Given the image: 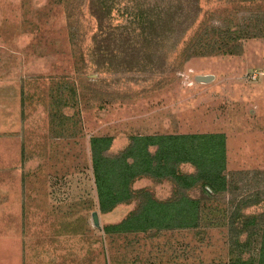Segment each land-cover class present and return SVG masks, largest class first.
<instances>
[{"label": "rangeland", "instance_id": "374dc122", "mask_svg": "<svg viewBox=\"0 0 264 264\" xmlns=\"http://www.w3.org/2000/svg\"><path fill=\"white\" fill-rule=\"evenodd\" d=\"M94 2L0 0V264H254L256 244L229 221L264 218V0H113V14L96 11L112 23L99 54ZM169 5L179 14L151 16L146 33L121 17ZM189 133L224 134L225 190L146 176L99 209L92 137H111L113 156L132 136ZM146 193L197 200V227L104 233Z\"/></svg>", "mask_w": 264, "mask_h": 264}, {"label": "trees", "instance_id": "16d2710c", "mask_svg": "<svg viewBox=\"0 0 264 264\" xmlns=\"http://www.w3.org/2000/svg\"><path fill=\"white\" fill-rule=\"evenodd\" d=\"M100 3L95 0L94 5ZM104 5V0L98 5L100 8L92 11L96 26L92 42L94 52L101 53L102 42L105 40V30L112 23L106 21L105 15L113 14L114 2ZM103 4V5H101ZM179 4V9L181 10ZM102 6V7H101ZM103 8V9H102ZM150 9V10H149ZM147 11L133 7L132 11H124L121 17L128 22H138L142 33L152 25L151 16L164 26L168 16L178 15V7L172 11L167 9L156 12L149 8ZM96 11L105 12L104 14ZM168 12L167 20L159 14ZM147 23V24H146ZM239 32V31H238ZM104 33V36L102 35ZM235 39H247L250 35L235 34ZM237 46V45H235ZM234 50H232L233 53ZM109 136H94L90 139L91 165L98 198V206L102 212H109L118 204L128 202L133 197L132 183L141 177L157 179H171L183 188H190L196 184L204 193L216 194L225 190L226 179L223 174L225 168V136L222 133H189V134H154L132 136L128 146L119 154L108 156L105 154L111 146ZM189 163L195 168L194 174H187L179 170V165ZM138 210L130 213L117 223L106 225L104 233H160L173 229L195 228L198 225V201L181 196L176 200L161 201L146 193ZM249 205L252 203H248ZM239 210L231 215L232 230L240 236V232H247L244 242L252 241L257 247L254 264H264V218L259 219L255 214L249 215L240 222ZM240 222L239 226L235 225ZM248 230V231H247ZM236 242H238L236 240Z\"/></svg>", "mask_w": 264, "mask_h": 264}, {"label": "water", "instance_id": "95a60500", "mask_svg": "<svg viewBox=\"0 0 264 264\" xmlns=\"http://www.w3.org/2000/svg\"><path fill=\"white\" fill-rule=\"evenodd\" d=\"M195 79L196 81L203 82V81L210 80L211 76L210 75H197ZM91 218H92L93 225L98 227V218H97L96 212H92Z\"/></svg>", "mask_w": 264, "mask_h": 264}]
</instances>
